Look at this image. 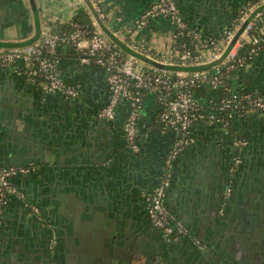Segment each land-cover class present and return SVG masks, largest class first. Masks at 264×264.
I'll return each mask as SVG.
<instances>
[{
    "label": "crops",
    "instance_id": "0c3cea01",
    "mask_svg": "<svg viewBox=\"0 0 264 264\" xmlns=\"http://www.w3.org/2000/svg\"><path fill=\"white\" fill-rule=\"evenodd\" d=\"M20 1L0 0V48L22 47L37 40L44 25L54 27L78 18L100 26L127 54L135 55L141 66L152 63L146 60L145 53L134 49L132 43L145 42L151 47L152 56L171 50L173 25L169 19L148 16L145 23L139 25L142 15L155 0H98V5L92 0H36L39 18L30 0ZM178 2L189 24L206 36L219 37L243 12L251 13L256 9L261 0ZM206 54L207 63L191 64L187 70L176 62L172 70L179 75L201 66L211 68L215 60ZM59 56L63 76L79 87V95L68 98L59 92L46 91L41 83L18 74L13 65H0V124L11 119L8 118L11 108L8 105L13 103L10 95L19 98L24 94L31 110L44 121L68 122L66 125L71 127L66 130L69 145L77 142L92 146L109 141L114 148L100 168L95 163L96 158L104 159V154L97 156L90 147L79 150V161L52 166L50 157H54V153L42 154L40 157L47 158L40 163L38 155L26 153L9 139L12 136L0 133V165L24 164L30 155L38 161V164L27 163L34 165L30 173L12 178L23 196H13L8 204L0 205V264H3L4 243L39 244L47 239L49 229L53 230V242L63 264H102L106 259L101 242L89 238L88 230H73L70 224L78 203L83 204L85 198L90 201L93 198L100 206L110 198L116 203L118 210L111 216L119 224L111 227L120 226L121 233L129 237L127 246L112 257L116 264L199 263L204 257H194L197 261L190 251H198L194 245L196 240L205 246L212 245L214 233L211 216L202 199L223 198L219 211L223 215L241 210L246 199L242 189L251 185L248 175L255 167L251 165L264 158V114L255 112L235 120L239 134L248 139L243 148H239L238 141L220 122L201 119L192 124L191 142L174 161L166 197L169 210L183 221L189 233L180 236L175 253L169 255L168 251L160 249L161 244L168 242L163 231L152 223L147 213V195L162 175L176 136L174 129L160 123L162 92L146 93L138 118L139 149L132 150L123 122L129 113V104L121 102L113 119L100 117L95 112L104 107L110 97L104 70L94 62L83 61L82 54L68 44L59 48ZM236 83L238 88L264 84V51L237 76ZM194 95L207 108L218 99V91L209 85L198 87ZM87 151L94 155L91 160L84 159L89 154ZM238 156L243 160L236 163ZM44 210L46 217H43ZM106 253L110 256L108 250Z\"/></svg>",
    "mask_w": 264,
    "mask_h": 264
},
{
    "label": "built area",
    "instance_id": "2783aa9c",
    "mask_svg": "<svg viewBox=\"0 0 264 264\" xmlns=\"http://www.w3.org/2000/svg\"><path fill=\"white\" fill-rule=\"evenodd\" d=\"M92 1L98 5V0ZM258 7L261 8L246 22L229 48L250 16L248 11L226 27L219 37H213L204 35L188 23L178 0H155L142 15L139 25L145 23L148 16L169 19L173 25L171 50H163L158 56H152V49L145 42L132 43L134 49L161 63L180 62L185 66L209 62L205 57L207 51L213 50L211 60H218L227 52L222 61L211 68L181 72L178 77H174L171 73L173 70L169 68L153 64L141 66L135 55L125 54L124 49L100 26L96 24L91 27L74 21V18L67 21L73 24L72 30L61 29L58 25H44L40 37L34 42L22 47L0 48V65H13L18 74L41 83L46 91L59 92L68 98L76 97L80 93L79 87L63 76L59 56L62 45L73 46L82 54L83 61L96 63L106 75L110 97L100 109L99 116L113 119L121 102L129 104L124 130L134 150L139 149L138 118L143 99L147 92L160 90V123L174 129L176 136L162 175L147 196V210L152 223L162 229L167 238L173 236L177 239L189 229L171 213L166 197L174 161L191 142L192 124L201 119L211 123L220 122L238 141L239 148H243L248 139L234 134L231 123L255 112L264 114V84L238 88L236 83L237 76L264 51V0ZM202 85H209L218 91V99L213 101L211 108L195 98V90ZM241 160L239 156L235 158L236 163ZM33 168L34 165L27 163L0 165V205L8 204L13 196H23L12 178L28 174Z\"/></svg>",
    "mask_w": 264,
    "mask_h": 264
},
{
    "label": "water",
    "instance_id": "95a60500",
    "mask_svg": "<svg viewBox=\"0 0 264 264\" xmlns=\"http://www.w3.org/2000/svg\"><path fill=\"white\" fill-rule=\"evenodd\" d=\"M30 4L37 18H39L36 0H30ZM260 8L257 7L251 12L250 16L238 30L229 48L239 36L246 22ZM226 53L220 59L215 60L212 65L222 61ZM146 60L161 68L172 69L173 66V64L161 63L147 55ZM182 68L189 69L185 65ZM202 68H205V66L194 69ZM20 96L16 98L10 95L13 103L8 105L11 107L8 118L11 119L4 122V124H0V133L12 136L9 139L15 141L16 144L25 149L24 151L26 153L32 154L33 156L38 155L40 163L46 162L45 160L47 158L40 156L46 154V152H50L54 153V157H50L52 166L56 164L61 166L69 165L74 163L76 159L79 161V150L90 147L97 156L104 154V159H102L103 157L96 158L95 163L99 165V168L104 164L105 158L109 156L112 148H114L112 147L113 142L100 141V145H95L94 143L92 146H89V143L85 145L80 143V146L79 143L75 142L69 145L70 138L67 136L66 130H70L71 127L66 125L68 122L66 120H61V122L57 121V123H54L55 121H44L38 113L31 110L27 96L24 94ZM99 111L100 109H97L95 112L99 115ZM123 122H125V119ZM129 147L133 150L131 146ZM87 152L90 155L88 154L84 159L89 158L91 160L94 155L92 156V151ZM33 156L30 155V159L24 163L34 162L38 164V161H36L37 158ZM259 159L262 160L251 165L252 167L255 166L248 175V181H250L251 185L248 189H242L246 199L238 213L231 215L220 214L219 211L223 206V198L220 196L215 201L209 200L208 198L202 199V202L205 203L204 208H207L206 210H208L211 216L214 233L212 245L201 247L194 243L198 251L196 253L193 250L190 251V253L194 254L193 258H199V256L204 257L200 261L194 258L199 262L197 264H264V158ZM61 166H58L57 169H60ZM261 166L263 167V171L261 170ZM222 186H225L224 182ZM82 201L84 203H78V208L74 210L73 217H70L71 227L73 230H88L89 238L98 239L101 242L104 250L102 255L106 259V262L103 261L102 264H116L112 257H115V252L120 250V248L126 247L127 242H129L128 235L121 233L120 226L116 228L111 227L119 224L111 216L113 212L118 210L116 203L111 198L101 206L95 203L93 198L91 201L87 198ZM43 214L45 215L43 217H46V210H44ZM86 233L85 235H87ZM53 236V230L49 229L47 239L39 244L37 242L36 244L27 243L26 245L23 242V245L12 246L4 243L3 264H63L57 255V246L54 245ZM171 239L174 240L160 245V249L168 251L169 255L175 253L174 247L177 245V239L173 237ZM134 246L135 242L131 245V251ZM107 250L110 252V256L106 253ZM166 263H168L167 260ZM65 264L69 263L65 262Z\"/></svg>",
    "mask_w": 264,
    "mask_h": 264
},
{
    "label": "trees",
    "instance_id": "16d2710c",
    "mask_svg": "<svg viewBox=\"0 0 264 264\" xmlns=\"http://www.w3.org/2000/svg\"><path fill=\"white\" fill-rule=\"evenodd\" d=\"M74 21H78V22H80V23L87 24V25H89V26H91V27L93 26V24L90 23L89 21H82V20H80V19H78V18H74ZM58 26H59L61 29H63V28H66V29H68V30H72V29H73V24H72V23H68V22H67V23H61V24H59ZM124 53L127 54L126 52H124ZM171 73L173 74L174 77H178L176 71H171ZM234 123H235V122H232V123H231V129L233 130L232 132H233L234 134L239 135V136H243V135L239 134V131H238V129H236Z\"/></svg>",
    "mask_w": 264,
    "mask_h": 264
},
{
    "label": "flooded vegetation",
    "instance_id": "af4514ba",
    "mask_svg": "<svg viewBox=\"0 0 264 264\" xmlns=\"http://www.w3.org/2000/svg\"><path fill=\"white\" fill-rule=\"evenodd\" d=\"M147 213H148V210H147ZM148 216H149V214H148ZM150 218V217H149ZM151 220V219H150ZM162 230V229H161ZM187 233H189V230H188V232H186V233H182V234H180L179 235V237L177 238V240L180 238V236L181 235H183V234H187ZM165 236V235H164ZM166 237V236H165ZM173 236H170V238H167L166 237V239H167V241H173L174 239H171ZM174 238V237H173ZM195 243L196 244H198L199 246H201V247H205V245H202L201 243H200V241L198 240V242L197 241H195Z\"/></svg>",
    "mask_w": 264,
    "mask_h": 264
},
{
    "label": "rangeland",
    "instance_id": "374dc122",
    "mask_svg": "<svg viewBox=\"0 0 264 264\" xmlns=\"http://www.w3.org/2000/svg\"><path fill=\"white\" fill-rule=\"evenodd\" d=\"M210 51H208V53L206 54L208 57H211L213 55V50H211V53H209Z\"/></svg>",
    "mask_w": 264,
    "mask_h": 264
}]
</instances>
